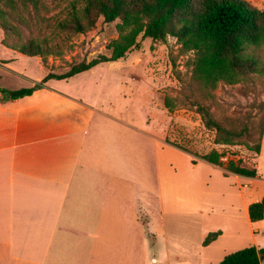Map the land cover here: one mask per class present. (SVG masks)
<instances>
[{"label": "rangeland", "instance_id": "obj_1", "mask_svg": "<svg viewBox=\"0 0 264 264\" xmlns=\"http://www.w3.org/2000/svg\"><path fill=\"white\" fill-rule=\"evenodd\" d=\"M253 2L257 8L264 7V0ZM83 5V0H0V77H3V84H7L6 79L13 80L11 75L18 70L30 73V77L23 75L36 83L47 71L61 73L82 60L110 55L107 45L126 32L120 25L121 20L105 22L100 17L87 31L74 32L68 23L74 15L82 14ZM26 40H34L42 47L46 67L39 57L29 59L6 46ZM248 53L259 58V71L247 72L232 82L219 81L208 86L194 79L193 52L183 50L174 37L168 36L164 42L144 39L124 58L99 63L67 80H49L48 83L58 90L68 85L70 91H78L83 98L95 101L97 109L115 118L108 119L93 112L91 133L116 134L119 151L126 153L127 150L133 175L140 180H151L157 167L166 173L175 171L179 176L184 170L185 175L190 174L188 169L194 158L199 159L200 155L216 149L222 153L221 164L216 166L225 175L232 174L226 165L233 161L255 169L253 181L261 187L264 186V126L261 129L264 47L250 48ZM23 83L24 86L31 84L21 81L8 86L14 88ZM165 97L169 110L164 105ZM199 107L225 127H245V136L230 144L215 143V131L204 127ZM256 142L260 144L258 152L251 148ZM144 149L149 159L145 173L141 172L143 163L140 162L145 158ZM153 151L155 156L150 158ZM202 169L198 166L194 175L205 177L206 191L196 196L198 208L204 210L190 215L196 219L191 235L184 234L185 218L181 216L177 232L179 245L169 248L168 262L157 264H176L178 260L186 264H216L220 256L237 249L264 246V218L251 223L250 227L241 203V192L246 191L247 200V195L253 191L252 183L248 188L247 185L241 187L239 192L231 183L232 176L230 180L224 178L213 166ZM229 189L238 195H232ZM167 219L166 216L170 231ZM216 225L222 226L223 235L212 253V248L203 250L206 247L202 242L209 232L217 231Z\"/></svg>", "mask_w": 264, "mask_h": 264}, {"label": "crops", "instance_id": "obj_2", "mask_svg": "<svg viewBox=\"0 0 264 264\" xmlns=\"http://www.w3.org/2000/svg\"><path fill=\"white\" fill-rule=\"evenodd\" d=\"M23 74L30 77L18 70L11 75L13 80L6 79V85L0 77V86L31 87L43 78L33 83ZM69 78L48 79L30 95L16 99L2 98L0 93V264L168 262L169 248L179 245L181 216L185 218L184 234L191 235L196 219L190 215L204 210L196 201L206 191L205 177L194 175L198 166L202 170L213 166L227 179L232 176L231 183L239 192L252 183L247 200L246 191L240 195L247 224L252 226L247 205L264 195V186H257L253 177L225 175L216 164L194 158L190 174L184 170L179 176L157 167L151 180H140L133 175L127 150L119 151L116 134L91 133L93 112L115 118L97 109L95 101L70 91L68 85L58 90L48 83ZM21 81L31 84L8 86ZM144 152L140 162L145 173L149 159ZM214 228L219 236L203 245V250L212 248V253L223 235L222 226Z\"/></svg>", "mask_w": 264, "mask_h": 264}, {"label": "trees", "instance_id": "obj_3", "mask_svg": "<svg viewBox=\"0 0 264 264\" xmlns=\"http://www.w3.org/2000/svg\"><path fill=\"white\" fill-rule=\"evenodd\" d=\"M83 3L82 14L74 15L68 23L74 32L87 31L100 17L105 22L121 20L120 25L126 32L107 45L110 55L82 60L61 73L48 71L31 87L6 89L0 86L2 98L30 95L48 79L69 78L101 62L124 58L140 46V40L164 42L168 36L174 37L183 50L193 52V77L205 85L232 82L247 72L260 70L259 58L248 50L264 47V7L257 8L248 0H83ZM6 46L26 56H38L45 64L42 59L44 51L34 40ZM164 105L170 109L167 97ZM199 110L204 127L215 131V143L230 144L245 136V127H225L203 107ZM263 126L264 120L261 129ZM251 148L258 152L260 144L256 142ZM221 156V152L212 149L200 158L220 165ZM226 169L240 176L256 175L255 169L233 161L227 163ZM247 215L251 222L264 218V195L247 205ZM219 234V230L209 232L202 244L211 243ZM216 264H264V246L249 245L237 249L224 255Z\"/></svg>", "mask_w": 264, "mask_h": 264}, {"label": "built area", "instance_id": "obj_4", "mask_svg": "<svg viewBox=\"0 0 264 264\" xmlns=\"http://www.w3.org/2000/svg\"><path fill=\"white\" fill-rule=\"evenodd\" d=\"M178 264H182V263L179 262Z\"/></svg>", "mask_w": 264, "mask_h": 264}, {"label": "water", "instance_id": "obj_5", "mask_svg": "<svg viewBox=\"0 0 264 264\" xmlns=\"http://www.w3.org/2000/svg\"><path fill=\"white\" fill-rule=\"evenodd\" d=\"M262 259V257H260Z\"/></svg>", "mask_w": 264, "mask_h": 264}]
</instances>
